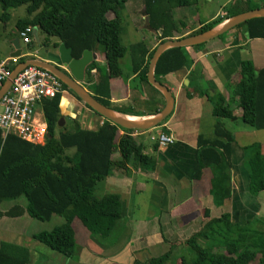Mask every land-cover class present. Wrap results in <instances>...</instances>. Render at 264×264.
Returning a JSON list of instances; mask_svg holds the SVG:
<instances>
[{"label":"crops","instance_id":"crops-1","mask_svg":"<svg viewBox=\"0 0 264 264\" xmlns=\"http://www.w3.org/2000/svg\"><path fill=\"white\" fill-rule=\"evenodd\" d=\"M234 1L226 3V6L230 5L229 9L220 15V11L216 12L203 23L199 19L190 23L183 21L190 16L187 9L195 5L172 8L171 15L175 24L173 35L178 37L168 40L189 36L202 25L215 20L222 19V23L242 12L264 8V0H238L239 3L233 4ZM143 19H146L145 14ZM14 27L17 36L12 40V45L15 40L21 42L17 22ZM134 31L139 38L135 43H144L147 51L155 49L159 44L157 34L152 30L146 31L147 38L141 35L137 25H134ZM246 35L247 31L237 25L222 34V37L187 47L185 51L189 63L180 71L155 79L171 93L172 111L164 123L156 128L134 131L131 134L142 146L143 154L151 158L149 165L140 167L135 161H130L121 167L115 166L112 173L98 181L94 187L93 193L97 198L106 195L119 197L122 221L114 242L99 243L88 236L83 228L74 225L77 243L75 257L67 259L60 254L58 256L57 252L48 247L43 248L41 243L37 244L32 236L41 232L35 228L36 225L56 221L55 225H52L55 227L63 224L64 219L57 215H51L49 221L29 217L26 213L27 200L22 195L15 200L0 203V244L6 243L26 249L25 264H134L135 261L143 262L148 259L149 257H143L144 253L149 254L151 247L156 250H166L167 247L170 250L178 249L194 234H204L211 240L213 233L206 230L205 224L223 214H228L232 223L242 225V228L252 222L247 221L248 218L255 220L264 216L263 194L253 199L247 191L248 179L243 168L245 166L241 150L252 144L260 146L264 177V130H248L249 127L240 119L241 112L239 113L236 106L237 98L231 96L232 90L240 80L242 64H250L256 73L264 68V39L249 38ZM19 47L20 58H24L21 46ZM13 52V46L12 49H3L0 60L11 58ZM92 55L94 61L104 65L107 72H112L109 76V102L113 110L125 111L127 116L134 118H146L163 108V97L132 71L130 60L127 61L128 53L118 61V67L122 69L118 74L106 64L102 48H96ZM17 61L12 65L15 66ZM91 73L94 74V70ZM85 76L84 72V78ZM80 85L92 95L89 88L82 83ZM217 95L223 96L234 116L232 119H226L227 123L222 122L224 119L221 120L234 138L230 145L229 166L220 161L200 169L197 162L198 152L211 148L204 147L203 144L212 141L224 143V139L215 133L218 120L212 114L211 98ZM59 108L60 126L64 127L66 118L72 122L73 129L68 132L73 131L74 127L95 130L104 120L85 107L68 90L60 94ZM35 110L37 118H43L42 104L37 105ZM163 128L173 138V142L160 147L154 138L163 133ZM121 134L123 132L118 130V135ZM155 143L157 147L154 148ZM111 160H120L117 151L112 153ZM141 199L146 208L156 207L158 212L149 209L143 216L136 217ZM203 237L199 239L201 245L203 240H206Z\"/></svg>","mask_w":264,"mask_h":264},{"label":"trees","instance_id":"trees-1","mask_svg":"<svg viewBox=\"0 0 264 264\" xmlns=\"http://www.w3.org/2000/svg\"><path fill=\"white\" fill-rule=\"evenodd\" d=\"M125 2L126 0H0V20H7L11 10L24 5L27 17L17 21L18 31L27 26L36 28L44 35L43 46L55 49L63 43L75 59L84 50L93 53L100 47L106 64L116 74L121 73L118 61L128 53L132 71L137 73L142 82L148 84L147 65L154 49L147 51L142 42L125 47L119 38V15ZM196 3L197 0H144L143 12L147 27L157 34L159 43L178 37L173 35L175 24L171 9ZM108 13L113 15V19L107 18ZM221 21L222 19H218L202 25L190 35L206 31ZM238 27H243L249 38L264 39V17L245 21ZM52 38L56 41L50 44L49 40ZM185 49L176 47L163 52L155 65V79L180 71L189 63ZM24 60L20 58L18 63ZM13 68L12 65L10 71ZM92 70L94 74L91 73ZM85 75L93 98L112 109L109 102V76L112 72L100 68L93 60L86 67ZM63 87L80 101L69 89L64 85ZM154 91L157 92L155 89ZM231 96L237 98L242 123L253 130H264V68L256 73L250 64H242L240 80ZM211 102L212 114L218 120L215 133L224 139V143L212 141L203 144L204 147L211 148L198 152L200 169L220 161L228 167L230 145L234 142L232 133L221 122L222 119L234 117L230 107L221 95L211 98ZM59 104L60 94L42 102V114L47 128L43 145L29 144L12 134L3 140L0 133V203L23 195L27 200L26 213L29 217L39 221H49L51 215L63 218V224L50 231L36 233L32 239L63 257L72 259L77 253L74 225L83 228L88 236L103 244L114 242L121 227L119 197H95L93 191L96 183L109 176L115 166L121 167L127 162L135 161L140 167H145L149 165L151 158L143 154L142 146L131 136L135 130L120 128L106 120L95 130L74 127L73 131L68 132L58 129ZM115 111L127 114L125 111ZM118 130L123 134L118 135ZM153 147H157L156 143ZM216 148L221 151L218 152ZM250 148H253L254 153L247 163L250 164L247 191L255 196L264 192L261 167L263 158L258 144L245 146L241 149L242 154ZM114 151L120 155L118 162L111 160ZM216 221L223 224L226 234H216V230L212 228ZM205 225L206 230L214 232L215 238H212L217 240L222 250L209 251L199 243L204 234H194L184 241L193 256H179L178 264H251L258 256L259 264H264V232L250 236V231L242 228L244 236L232 234L230 231L235 230L237 224L229 221L228 214L210 220ZM169 254L170 252H166L143 262L135 261L134 264H167ZM26 261V249L0 244V264H25Z\"/></svg>","mask_w":264,"mask_h":264},{"label":"water","instance_id":"water-1","mask_svg":"<svg viewBox=\"0 0 264 264\" xmlns=\"http://www.w3.org/2000/svg\"><path fill=\"white\" fill-rule=\"evenodd\" d=\"M264 17V8H256L227 18L222 23H219L210 29L198 34L189 35L179 39L165 40L159 43L147 65L146 79L148 84L153 87L164 99V106L154 115L146 118H137L132 120L126 118V114L119 113L109 107L97 102L93 96L86 91L80 83L84 78L86 67L93 61L92 52L84 50L78 59L71 56V51L66 48L63 43H60L55 52L44 51L45 61L40 59H29L17 63L9 77L3 82L0 87V98L10 88L13 78L23 69L28 66H34L44 69L55 76L67 89H69L84 105H86L94 113L102 117L104 120L126 130L147 131L159 126L171 113L173 108V97L171 93L159 82L155 80L154 69L159 59V56L168 49L176 47H192L204 44L214 38L221 36L231 28L244 23L245 21ZM35 42H38L36 37V28L32 32ZM248 37V35H246ZM14 52L11 54L12 59L21 57L18 40L13 42ZM60 126V122L57 124ZM165 135H169L166 129H162Z\"/></svg>","mask_w":264,"mask_h":264},{"label":"rangeland","instance_id":"rangeland-1","mask_svg":"<svg viewBox=\"0 0 264 264\" xmlns=\"http://www.w3.org/2000/svg\"><path fill=\"white\" fill-rule=\"evenodd\" d=\"M143 1L144 0H126L123 9L120 12L119 15V22H120V41L122 43V45L128 46L129 44L135 43L136 41H139V38L137 36V34L134 31V25H137L138 28L141 30V35H143L145 38H147V32L148 31V27L147 24L145 22L144 18V12H143ZM238 0H235L233 2V4L239 3ZM253 1V0H252ZM230 2V0H198L197 3L195 4V6H192L191 9H187V12H190L189 15L186 18L183 19V21L185 23H190L192 20L195 21L196 19H199V21L205 22L209 17H212L215 15V13L219 12L218 15H220L221 12H224L225 10H227V8L229 9L230 5L226 6V3ZM253 3V2H252ZM222 9V10H221ZM138 10V11H137ZM191 10V11H190ZM137 11V12H136ZM136 12V13H135ZM2 14V10L0 9V15ZM26 7L23 6H19L17 7L15 10H11L9 13V16L7 18V20L2 21L0 20V58L2 57L1 52L3 49H12V40L17 36L16 35V31H15V24L18 20L24 19L26 18ZM107 18L108 19H113V15L111 13L107 14ZM179 30L181 29L180 27H177ZM149 32V31H148ZM33 37V44H29L24 45L21 42L18 41L19 46H21L22 52L24 54V59L25 60H29L32 58H36V57H41V45L42 42L44 41V35L37 30V39L38 42H35L34 36ZM143 39V38H141ZM56 39L52 38L49 40L50 44L52 42H55ZM8 47V48H7ZM19 59H15V61H17ZM130 60V55L128 54V59L127 61L129 62ZM125 61V60H123ZM97 66H99L100 68H104V65H102L100 62H96ZM18 63V61H17ZM121 64H119L120 66ZM122 66V65H121ZM124 68V66H123ZM120 70H122L120 68ZM95 77V76H94ZM82 85H85L88 88L87 84V79L84 78V80H82ZM237 106V103H236ZM239 113L241 112L240 108L237 106ZM92 111V110H91ZM93 112V111H92ZM65 125L63 127V125H61L60 127H58V129H63L66 131H69L71 129H73L72 126V122L66 118L65 119ZM227 120L224 119L222 120L223 123H227ZM248 130H251L250 128H248ZM138 142V141H137ZM139 143V142H138ZM261 150V149H260ZM71 153V152H68ZM253 148L247 149V151H245L242 154V160H243V165L245 167L244 170L247 173V179H248V165L250 159L253 156ZM263 158V155H262ZM222 167H224L222 165ZM225 175H227V173L224 172ZM263 177V176H262ZM264 179V177H263ZM250 194V193H249ZM263 194L264 196V192H260L257 195L253 196V195H249L251 198L254 199V197ZM149 209L158 212V208L156 207H151V208H146L143 204L142 199L140 200L139 203V209L136 211V217H140L141 215L143 216V214L147 213V211H149ZM140 212V213H138ZM133 219H135L133 217ZM215 220V219H212ZM252 221L246 225L243 226L245 231H250V236H254V235H260L262 232H264V216H259V218L253 220L251 217L250 219L248 218L247 221ZM229 221L232 223V221L230 220L229 217ZM51 221L49 222H44L45 225H36L35 228H37L39 231L41 230V232L43 231H47L48 229L54 227L52 225H55L56 221ZM212 228L216 230V234L222 235V234H226L227 232H224V227L223 224H221V222H213L212 224ZM42 229H46V230H42ZM53 229V228H52ZM208 229H210L208 227ZM151 230H149L150 232ZM214 233V232H213ZM230 233L235 234V235H240V236H244L245 233H242V225L240 226H236L235 230H231ZM214 237V236H213ZM215 238V237H214ZM252 239V238H250ZM76 242V241H75ZM39 244V243H37ZM217 240L214 241L213 238H211V240L206 239L203 240L202 242V246L206 249H208L209 251H221L219 246L217 248ZM43 248H47L44 245H41ZM165 249V248H164ZM149 254L144 253V257L145 258H151V257H159L162 254L166 253V252H170L169 256H168V260H167V264H178V259L179 256H184L186 255L187 257H192L193 256V252L189 249L188 246L184 245L182 247H179L178 249H174V250H170L169 247H167L166 250H163L162 248H159V250H156V248H152L150 250H148ZM58 254V253H57ZM58 256H60L58 254ZM147 260V259H146ZM259 260V256L258 258H256L253 262H251V264H259L258 262Z\"/></svg>","mask_w":264,"mask_h":264},{"label":"built area","instance_id":"built-area-1","mask_svg":"<svg viewBox=\"0 0 264 264\" xmlns=\"http://www.w3.org/2000/svg\"><path fill=\"white\" fill-rule=\"evenodd\" d=\"M33 29L25 27L18 32L23 44L32 42ZM15 59L0 60V85L9 77L10 67ZM63 84L50 72L28 66L20 71L11 81L10 88L0 98V133L1 138L12 134L16 138L33 145H43L46 140V123L37 118L36 106L65 92ZM160 147L170 145L173 138L160 133L157 138Z\"/></svg>","mask_w":264,"mask_h":264},{"label":"flooded vegetation","instance_id":"flooded-vegetation-1","mask_svg":"<svg viewBox=\"0 0 264 264\" xmlns=\"http://www.w3.org/2000/svg\"><path fill=\"white\" fill-rule=\"evenodd\" d=\"M56 49V48H55ZM55 49L54 48H52V47H50V46H48V47H45V46H43V45H41V51H40V53H41V57H36L37 59H40V60H42V61H45L46 60V58H45V56H44V54H43V52L44 51H49V52H54L55 51Z\"/></svg>","mask_w":264,"mask_h":264},{"label":"bare ground","instance_id":"bare-ground-1","mask_svg":"<svg viewBox=\"0 0 264 264\" xmlns=\"http://www.w3.org/2000/svg\"><path fill=\"white\" fill-rule=\"evenodd\" d=\"M126 118L132 119V120H137V118H134V117H131V116H126Z\"/></svg>","mask_w":264,"mask_h":264}]
</instances>
